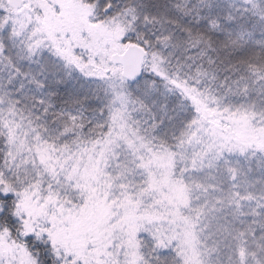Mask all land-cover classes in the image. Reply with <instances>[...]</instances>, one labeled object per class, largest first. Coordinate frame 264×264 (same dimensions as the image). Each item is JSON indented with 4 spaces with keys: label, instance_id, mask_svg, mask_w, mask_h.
Returning a JSON list of instances; mask_svg holds the SVG:
<instances>
[{
    "label": "snow or ice",
    "instance_id": "snow-or-ice-1",
    "mask_svg": "<svg viewBox=\"0 0 264 264\" xmlns=\"http://www.w3.org/2000/svg\"><path fill=\"white\" fill-rule=\"evenodd\" d=\"M0 264H264V0H0Z\"/></svg>",
    "mask_w": 264,
    "mask_h": 264
}]
</instances>
